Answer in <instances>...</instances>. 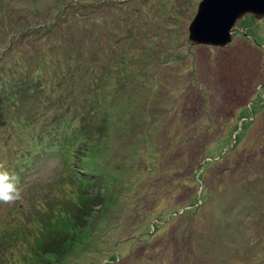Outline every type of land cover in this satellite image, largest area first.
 Segmentation results:
<instances>
[{
    "label": "rangeland",
    "instance_id": "374dc122",
    "mask_svg": "<svg viewBox=\"0 0 264 264\" xmlns=\"http://www.w3.org/2000/svg\"><path fill=\"white\" fill-rule=\"evenodd\" d=\"M201 1L0 0V79L45 85L0 114V172L21 192L0 201V264H264V20L246 14L226 47L194 45ZM38 102L42 119L14 122ZM86 110L78 183L68 122ZM71 189L92 200L71 249L13 239L32 203Z\"/></svg>",
    "mask_w": 264,
    "mask_h": 264
},
{
    "label": "trees",
    "instance_id": "16d2710c",
    "mask_svg": "<svg viewBox=\"0 0 264 264\" xmlns=\"http://www.w3.org/2000/svg\"><path fill=\"white\" fill-rule=\"evenodd\" d=\"M29 83L31 85L28 84V82L25 79L17 78V80L13 79V81H9V84H6L4 80L0 79V114H2V116L10 117V115H14L18 113L19 110L16 109V106H17L16 104L19 101H21L23 96L25 95H26V98L29 99V94L32 93V91L38 95V100L41 99L42 90L40 92L39 90L44 89L45 85L40 84L38 80H35L33 78H31V82ZM8 85H9V89H7ZM20 88H22L23 91ZM75 92L76 91L69 89L68 94L65 93V96L63 95L60 97L62 98L61 101L62 102H64L65 100L66 101L68 100V102L76 101L77 99H75L74 97L73 98L71 97L73 96V94H75ZM42 98L45 99L44 96ZM89 100L90 99H88L86 102H83V103L85 105L92 104V103H88ZM44 106L46 105L41 102H38L37 105H35V107L32 109V112H29V114L24 115L25 118L22 116L21 118H18L14 122H16L19 125L21 124L22 126L32 125L31 123L32 121L33 122L37 120L39 121V119H42V117L46 114L47 108ZM87 111L88 110H86V112L82 115V118L80 117L81 114H78L76 112L75 113L76 117L74 118V120L71 122H68L70 133L69 135H67V137H69L70 141H73V144L71 145L72 147L69 146L68 150L66 151L65 156H66L67 161L70 160L69 157L71 158L76 157L75 156L76 152L80 151V145L77 147L74 144L75 139L77 138V141H78L79 139H85L87 137V135L84 133L86 131L88 132L89 123L91 122L90 118L94 114V111H91V112L90 111L87 112ZM12 121H13L12 118H8V119L6 118L5 124L12 122ZM44 121L45 120L41 121L42 124H40V126L44 125L45 127ZM8 126L10 127L11 125L9 124ZM80 161H81L80 167H81L82 172L79 170L77 174L75 175V179H77L76 181L78 183H81V182L84 183L86 181V177L83 176V174H85V172L83 171L86 170V168H83V167H89L90 165L87 159L85 160L81 159ZM68 164L72 165L74 163L70 162ZM8 173L11 174L10 171ZM94 174H95L94 172L93 174L91 173V175H94ZM83 201H86V203H88L87 206H89L92 200L90 196L84 194V192H80V191L78 192L76 191V189H71L69 193L66 192L65 195L62 194L60 197H57L54 200L53 199L50 200V198H48L45 202H43V204H40L39 202L38 206L32 203L31 205L34 208H38L39 210L37 209L38 211L35 212L36 214L34 213L35 215H32L29 218H26V217L24 218V224L22 225V226H25L23 230L24 232L17 234L15 232H18L20 230H18L17 228L14 229L11 227L9 229V231L11 232V236L13 237V239L16 240L18 238H22L23 236L26 237V235L28 234H32V236L34 237L36 236V234L40 233V236L34 237V243H33V246H36L37 250H40L39 253H42L43 251L45 254H48L49 248L53 250V253H55L56 251L63 253L66 251L67 245H69L68 249H71V247L75 244L74 231L72 232L71 229H72V226L76 228L75 224H78L76 220L79 221L80 223V220L82 221L83 219L82 215L79 218L80 216L79 210L82 208ZM68 204L73 205L74 207L73 210L70 211L67 208ZM76 209L78 210V212H76L77 216H75ZM85 219L86 218H84V220ZM84 220L80 223L81 225L85 224ZM39 223L42 224V226H40ZM32 224L34 225L33 227H31ZM12 230L15 232H12ZM61 230L63 231L62 234H58L57 232ZM42 232H44L45 237L42 235ZM64 232L65 234H68L66 237H64L63 235ZM60 237H63V238L59 241ZM50 241H51V244H47V242L49 243ZM40 259H43L41 254H40ZM16 263L17 264H25V263L27 264L28 262L20 258V260H17ZM38 263L46 264L47 262L41 260L40 262H37V264ZM4 264H7V263H4Z\"/></svg>",
    "mask_w": 264,
    "mask_h": 264
},
{
    "label": "water",
    "instance_id": "95a60500",
    "mask_svg": "<svg viewBox=\"0 0 264 264\" xmlns=\"http://www.w3.org/2000/svg\"><path fill=\"white\" fill-rule=\"evenodd\" d=\"M246 14L264 20V0H202L189 26V41L194 45L226 47L238 20Z\"/></svg>",
    "mask_w": 264,
    "mask_h": 264
},
{
    "label": "clouds",
    "instance_id": "9594fccd",
    "mask_svg": "<svg viewBox=\"0 0 264 264\" xmlns=\"http://www.w3.org/2000/svg\"><path fill=\"white\" fill-rule=\"evenodd\" d=\"M18 177L7 171L0 172V201L10 202L19 199L21 192L18 188Z\"/></svg>",
    "mask_w": 264,
    "mask_h": 264
}]
</instances>
